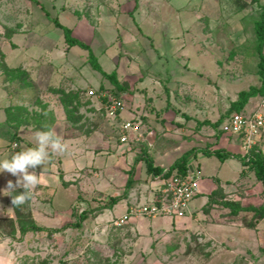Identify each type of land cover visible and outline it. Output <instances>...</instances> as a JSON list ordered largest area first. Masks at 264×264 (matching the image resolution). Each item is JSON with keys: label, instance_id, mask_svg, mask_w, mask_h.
I'll return each mask as SVG.
<instances>
[{"label": "rangeland", "instance_id": "1", "mask_svg": "<svg viewBox=\"0 0 264 264\" xmlns=\"http://www.w3.org/2000/svg\"><path fill=\"white\" fill-rule=\"evenodd\" d=\"M85 1L79 8L91 14L93 3L90 5L89 0ZM49 3L45 1L42 6L51 15L49 18H57V13ZM28 7L27 0H0V23L9 29L0 32L1 49L6 47V50H10L14 27L26 25L29 17L35 22L40 21L42 13L39 7L35 14ZM57 7L59 9L60 5ZM171 7L176 13L174 17L170 14L169 6L165 7L162 13H166V18L164 16L165 19L154 29L155 34L151 35L155 39H152L153 42H156V54L145 45V39L140 34H122L105 49V42L111 41L112 36H99L95 28L86 26L84 19L74 29L73 36L89 44L93 52L98 54L102 69L107 73L113 70L116 72L118 81L124 86L121 91L91 68L86 61L87 51L78 46L73 47L71 53L85 55L83 60L79 56L73 57L84 62L85 68L78 73L65 74L61 80L56 75L60 73L57 67L49 69L50 74L39 70L29 73L25 71L26 74L11 78V75L4 73L1 65L5 54L3 58L0 54V91L13 95L34 89L37 98L31 113L23 106H9L8 115L12 125L22 122L33 126L27 127V131H49L57 122V109L63 110L64 128L58 133L63 132L68 137L82 135L100 139L103 148V141H119V135L114 129L117 122L105 117L102 98L91 96L89 92L110 91L124 101L126 110L122 118L138 116V119H132L140 120L146 131L147 142L129 144L138 156L144 153L150 156L152 149L162 151L166 148L169 166L190 150L208 149L206 139L210 136L206 132H221L223 122L232 113L231 104L237 100L239 93L260 84L254 22L259 19L264 0H174ZM145 9H148L146 5ZM121 10L118 7L120 14ZM183 12L193 16L184 19ZM149 30L151 28L146 31ZM46 31V37L57 44L58 48L65 45L60 28L51 26ZM120 33H123L122 29ZM51 75L57 77L52 78L58 83L45 88L42 78ZM82 77L89 81L88 85L76 84V80H82ZM61 91L67 94L80 91L79 103L69 105V97L66 98ZM260 99L252 98L247 104L248 109H253ZM127 112L135 114L129 115ZM156 113L159 114L156 116ZM220 119L222 123L219 129L202 124ZM203 129L204 132H201ZM17 140L11 135L10 142ZM263 141L261 146L264 145ZM149 142L151 148L147 146ZM12 155L10 151L0 148V160L11 159ZM192 158L191 163L195 162ZM197 160L202 164L201 174L209 175L214 168L212 162L203 153L197 155ZM6 175L10 176L6 171L0 172V178ZM256 186L255 178L247 177V182L240 186L241 192L244 193L245 189L253 190V196L242 193L239 201H251ZM74 191L77 192L76 189ZM71 203L66 201L59 215L69 214ZM106 203L108 201H89L87 205L85 201H79L76 205L87 206L93 213L102 210ZM123 206L125 203L112 210L109 208V214H121ZM4 215L0 213V257H7L11 251L14 253V264H254L253 260L240 259L239 245L216 244L211 246L210 252H206L207 246L199 241L197 232L188 228L177 229L175 224L178 225V221L175 220L173 224L168 217H141L122 228H116L110 224L111 218L96 222L92 215L81 229L71 226L77 221L73 217L71 221L58 222L57 227L47 228L60 229L58 232L33 233L25 239L12 234V226L8 222L12 218H4ZM5 237H10V241L5 243Z\"/></svg>", "mask_w": 264, "mask_h": 264}, {"label": "crops", "instance_id": "2", "mask_svg": "<svg viewBox=\"0 0 264 264\" xmlns=\"http://www.w3.org/2000/svg\"><path fill=\"white\" fill-rule=\"evenodd\" d=\"M37 1L40 5L35 1L27 0L28 9L31 13L35 14L38 13L36 8L39 7L42 13V17H39L40 21L35 22L29 17L26 25H19L17 28L11 27L14 30L11 32L10 39L12 46L10 50H6V47L0 48L2 58L5 54V60L1 62V65L5 64L13 69L21 68L28 73L39 70V72L45 74L49 72V69L52 70L57 67L60 68V73L56 75H58L60 80L65 74L71 72L78 73L80 69L85 68L84 62H79V60H75L73 57L79 56L83 60V56L86 55L87 57V54H72L73 47L77 46L69 47L65 42V45L58 48L57 44L52 43V40L46 37V28L51 26L56 28V26L52 21L53 18H49L51 15L49 14L48 16L44 14L45 12L43 13L44 7L42 8V5L45 1L48 3L52 1L49 4L57 13V19L62 25L70 28L72 33L84 19L86 26L91 29L95 28L99 36H112L111 41L105 42V49L112 45L118 36L122 34L126 36H129V34L130 36L140 34L145 39L144 42L146 44H144L148 45L149 49L155 54L157 51L155 49L156 42H153L155 39L151 35L155 34L154 29L158 28L161 23L160 21L166 18V13H162L163 9L169 6L172 18L176 14L173 7H171L174 0H89L90 5L93 3L91 14L87 11L88 9L84 13L79 8V6L83 5L82 3L86 2L85 0ZM158 3L160 4L159 6ZM57 5H60V10ZM145 5L148 8L147 10L145 9ZM118 7L123 9L121 10V14L117 11ZM84 14L85 17H83ZM179 16L180 12L177 13V19H179ZM182 16L184 19H188L193 15H190L189 12H183ZM120 17L121 19H119ZM149 28L151 30L146 31ZM120 29L123 30V33H120ZM3 30L9 29H6L0 23V32ZM135 31L137 32L135 33ZM95 55L98 56V54ZM52 75L49 77L43 76L42 80L45 88L58 83V81H54L57 77ZM76 84L80 86L84 84L88 85L89 81L85 77H82V80H76ZM36 99L34 89L24 90L22 93L13 95L7 94L3 90L0 91V148L14 154L27 147H36L35 132L25 130L32 125L30 126V124L22 122L19 125H12V122L8 120V108L10 105L23 106L24 108H28L27 110L31 113L33 112L31 108H34V101ZM246 107L243 110L244 113H249L255 108L248 109V105ZM125 110L126 108L124 107L123 111ZM62 111L57 109V122L49 131H53L60 142L65 145L64 152H54L51 147H48L46 149L48 158L44 163L37 165L34 170L28 169L30 173L34 171L40 180L32 189L31 196L29 197L31 216L38 226L45 228L57 227L59 225L58 222L71 221L73 217L77 219L75 223L77 224L80 222V214L88 212L89 216L81 222V225L76 227L81 229L85 226V221L89 220L88 218L92 215L96 222H99V220H109L110 218V221H112L123 215L128 207L133 204L155 201L159 195L158 191L162 186L163 178L162 175L156 176L148 172L143 156H138L135 149H131L129 144L120 143L118 139L116 142L103 141L104 145L102 148V141L100 139L95 140V138L82 135L68 137L62 134L63 132L61 134L58 133L64 128V112ZM123 111L120 113L119 121L131 120L134 117L139 118L138 116H132L131 118L124 119L122 118ZM127 113L129 115L135 114L133 112ZM158 114L156 113V116ZM209 122L214 123L215 121ZM118 125L117 122L114 129L119 135ZM209 126L211 127V125L207 127ZM205 129L201 132H204ZM206 134L210 136L206 140L208 149L211 152L221 150L230 156L219 158L213 154L207 155L203 153V156L207 160H210L214 167L209 175L203 176L201 174L202 164L197 160V155L202 152L200 149L194 151L195 154H192L193 158H190L195 159V162L191 163L192 160L190 159L189 165L201 176L200 193L191 202L189 212L185 217L171 220L173 224H175V220L178 221V225L175 224L177 229L188 228L190 231L197 232L199 241L204 242L207 246L206 252H210L216 244L229 243L236 246L239 245L240 259H250L253 260L254 264H262L264 261V217L260 218V215L264 213V188L261 182L256 179L254 173L247 170L238 158L242 156L241 139L239 137L225 134L222 131L220 132V130H218V133L210 134L207 131ZM11 135L18 138V142L16 141L18 147L16 149L12 148V144L15 141L10 142ZM263 138L264 129L261 137H259V141L262 142ZM165 149H161L162 151L152 149L153 151L151 150L149 156L153 161V165L164 169V171L177 159L181 158V156L178 157L168 166L167 159L169 155H167ZM261 149L264 156L263 145ZM213 160L215 161L213 162ZM9 175L0 178V190H6L0 191V213L5 214L4 218L15 219L16 215L14 214L12 198L25 191V189L22 179H20L18 184L16 183L19 174L13 176L9 173ZM250 176H253L257 181L254 191L255 196L251 201L242 203L239 201L240 195L243 193L240 186L245 184L247 177L249 178ZM8 181L12 182L13 187L7 189ZM75 189L77 194L74 191ZM73 193H75L76 197ZM243 194L253 196V190L245 189ZM114 197H121V200L110 207L111 210L115 206L118 207L119 204L125 203L123 212L117 216L109 214L111 211L109 208L95 210L92 213L88 210L87 206L76 205L79 201H85L87 205L89 201L92 203L101 201L103 203ZM66 201L72 202L71 212L66 216L59 215V211H61V207ZM229 202L238 203L239 207L250 209L249 211L234 212L239 207L225 205V203ZM48 206L49 209L46 210ZM75 224L71 226L74 227ZM31 234L33 233L29 232L23 237L26 239ZM16 236L20 238L19 231H17ZM211 257L215 258V255Z\"/></svg>", "mask_w": 264, "mask_h": 264}, {"label": "built area", "instance_id": "3", "mask_svg": "<svg viewBox=\"0 0 264 264\" xmlns=\"http://www.w3.org/2000/svg\"><path fill=\"white\" fill-rule=\"evenodd\" d=\"M89 94L101 97L105 117L118 122L120 143L139 145L147 142L146 131L140 120L119 121L120 113L125 107L121 97L110 91H90ZM223 124V133L241 139V153L247 160L253 151L262 152L259 137L264 129V97L251 112H232ZM147 146L151 148L152 144L149 142ZM17 147L18 143L14 142L12 148L16 149ZM200 181L201 176L191 167L186 175H172L169 178H163L162 186L158 191L159 195L154 202L133 204L123 215L113 219L110 224L113 227L122 228L133 219L141 217L151 219L156 217L183 218L189 212L191 202L200 193Z\"/></svg>", "mask_w": 264, "mask_h": 264}, {"label": "trees", "instance_id": "4", "mask_svg": "<svg viewBox=\"0 0 264 264\" xmlns=\"http://www.w3.org/2000/svg\"><path fill=\"white\" fill-rule=\"evenodd\" d=\"M39 4L37 0H32ZM40 5V4H39ZM43 8V6H42ZM46 15L49 16V13L45 11ZM54 25L57 28H60L63 32L65 42L69 47L78 46L81 49L87 51V63L91 66V68L97 72H99L104 78L108 79L110 83L116 88V90H123L124 86L118 81L116 72L112 71L111 73L105 72L97 58V56L94 54L91 46L78 38L73 36L72 30L64 25H62L57 18L52 19ZM254 32L256 36V46H255V53L258 57L257 62V76L259 78L260 84L257 86H252L248 90H243L239 93L238 98L236 101L232 102L230 107V112H243L246 105L249 103V101L252 98L255 97H264V7H262V12L259 15V19L254 22ZM2 55V54H1ZM2 68L4 70V73L11 75V78L14 76H17L19 74H26L25 71H22L20 69H13L9 68L5 64H2ZM64 96L67 98L69 97V105H72L75 103H79L80 101V91H71L70 93H65V91H61ZM115 94V93H114ZM68 107V104L65 105V108ZM10 111H8V114ZM8 120L10 121L9 115ZM222 123V119L218 120L215 123H210L208 121L203 122V125H211L214 127H218ZM15 137V136H14ZM146 151V150H145ZM147 152V151H146ZM202 153H205L207 155H215L219 158L223 156H230L229 154H225L221 150H217L214 152H211L209 149L201 150ZM194 154L193 150H190L184 155L177 159L167 170L164 171V169L154 166L152 159L149 157V155L145 154L143 155V158L146 162L147 170L149 173H153L156 176H161L162 178H169L172 175H186L188 171L190 170L189 167V159ZM239 160L242 162L244 167L252 171L256 177V179L261 182L263 188H264V156L261 151H253L250 158L247 160L245 156L238 157ZM119 200H121V197H114L109 199L108 203L105 204L102 208H110L114 204H116ZM225 205H230L232 207H239L238 203H225ZM250 209V208H249ZM248 208H242L239 207L236 211H244L248 210ZM14 212H15V219H8V222L11 224V230L12 234L16 235L17 231H19V234L21 237L25 236L27 233H38V232H48L49 234L53 232H58L60 229H47L45 227L38 226L31 216V210L29 206V198L25 200L23 204L14 205ZM89 216L88 212H82L80 214V222L75 224L74 227H77L78 225H81V222ZM264 217V213L260 215V218Z\"/></svg>", "mask_w": 264, "mask_h": 264}, {"label": "clouds", "instance_id": "5", "mask_svg": "<svg viewBox=\"0 0 264 264\" xmlns=\"http://www.w3.org/2000/svg\"><path fill=\"white\" fill-rule=\"evenodd\" d=\"M36 139V147H27L19 152L14 153L11 159L0 160V172H8L13 176L19 174L16 183L23 181L25 191L19 193L12 198L13 205L23 204L26 199L31 196L32 189L40 182L38 175L35 172H29L28 169H35L37 165H42L48 158L47 148L55 152H64L65 145L62 144L53 131H39L34 133ZM7 189L13 187L11 181L7 182ZM6 191V190H0ZM10 237H5L4 242L10 241ZM14 243V242H13ZM0 264H14V253L9 251L7 257H0Z\"/></svg>", "mask_w": 264, "mask_h": 264}]
</instances>
